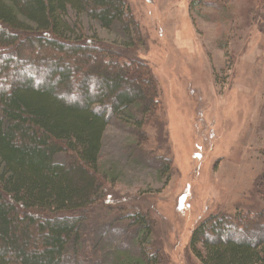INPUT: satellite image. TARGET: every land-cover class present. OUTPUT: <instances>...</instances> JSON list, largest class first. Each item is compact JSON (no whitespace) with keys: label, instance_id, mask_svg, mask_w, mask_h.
Returning <instances> with one entry per match:
<instances>
[{"label":"trees","instance_id":"trees-1","mask_svg":"<svg viewBox=\"0 0 264 264\" xmlns=\"http://www.w3.org/2000/svg\"><path fill=\"white\" fill-rule=\"evenodd\" d=\"M197 5L191 1L190 12ZM88 20L121 43L88 34ZM239 30L232 25L230 38ZM143 45L125 0H0V264H168L149 215L111 206L116 179L100 168L103 134L116 126L132 134L129 158L170 181V160L137 140L159 107L155 80L135 54ZM92 46L105 68L84 70L75 93L65 63L92 62ZM46 51L56 61L39 85L36 56ZM20 70L30 75L16 80ZM252 210L199 222L188 241L197 264H264V237L246 241L229 231L262 214Z\"/></svg>","mask_w":264,"mask_h":264},{"label":"rangeland","instance_id":"rangeland-1","mask_svg":"<svg viewBox=\"0 0 264 264\" xmlns=\"http://www.w3.org/2000/svg\"><path fill=\"white\" fill-rule=\"evenodd\" d=\"M191 1L125 0L144 41L135 54L146 61L159 101L137 140L148 141L146 149L156 158L170 160V181L129 158L132 134L116 126L106 128L100 154V168L116 179L118 197L109 203L123 202L128 212L149 215L168 264H197L188 250L191 232L218 212L234 215L254 207L260 216L244 217L229 231L239 234L236 239L264 237V0H196L190 12ZM83 24L109 45L121 43L96 23ZM232 25L240 28L233 39ZM92 48V62L65 63L75 72V93L84 70L91 75L105 68L100 51ZM42 54L36 56L39 85L48 82L45 68L56 61ZM29 75L20 70L15 77ZM138 79L145 83L143 75ZM206 238L215 240L211 234Z\"/></svg>","mask_w":264,"mask_h":264}]
</instances>
